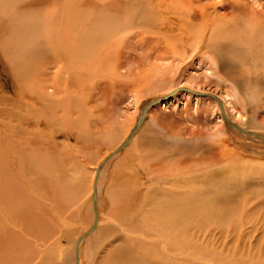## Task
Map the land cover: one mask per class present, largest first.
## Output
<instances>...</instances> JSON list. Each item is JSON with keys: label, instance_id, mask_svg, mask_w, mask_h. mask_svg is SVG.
<instances>
[{"label": "rangeland", "instance_id": "374dc122", "mask_svg": "<svg viewBox=\"0 0 264 264\" xmlns=\"http://www.w3.org/2000/svg\"><path fill=\"white\" fill-rule=\"evenodd\" d=\"M26 1L27 4L23 2L22 6L20 4L14 7L12 4L11 7H8L9 9L2 10L0 8V87H3L0 90L1 97H12L15 93L14 77L9 71L11 64L4 65V63L9 64L11 52L3 53L5 50L3 46L6 43L12 39L10 42L14 44L18 39L14 40L12 37L13 35L17 37L14 31L15 27L19 28V25L16 26L14 21L17 17L13 13L16 10L15 14L17 16L20 14L23 21L25 18L34 22L39 19L43 22L45 19L42 14L44 12L40 11L41 6H33V0ZM58 1L59 5L50 7V10L63 7L69 0ZM73 1L76 6L84 8L90 5L98 6L100 9L110 5L113 11H116V7L120 8L122 9V14L119 13L120 23L125 21L127 8L135 10L134 13L140 18L146 15L151 18V21L137 23L136 26L132 23L131 25L134 27L120 29L121 31L118 28L113 30L108 28L105 35L101 31L95 34L93 32L94 38L92 35L91 37L97 50H95L93 60L89 63L86 83L78 90L74 87L69 88L74 93L72 98L79 100L81 105L78 106L74 117L84 115L87 118L86 123L81 122L86 128L83 130L85 131L83 138L79 142L74 135L66 132L63 125L69 123L70 117L64 114L60 117L61 121H55L56 128L52 139H44L46 142H52L56 150L55 155L59 153L63 156L61 177L76 186L74 193L63 197L60 204L51 202L39 194L31 195L29 192L28 195L35 204L41 206L40 210H46V213L53 218L52 222L44 221L46 225H51L53 228L52 238L46 240L44 245L46 252L54 253V263L52 264H74L73 252L77 239L92 226L94 215L91 201L95 172L103 166L106 157L126 140L131 128H135L139 121H142V111L146 103L163 97L175 89L191 88L217 96L225 102L226 112L234 123L246 131L264 136V71L259 70L249 78L246 75V78L240 79L239 82L242 83L236 84L223 72V66L226 63L233 65V60L226 53L222 58L218 49L209 48L214 37L211 29L205 31L206 21L196 23L195 26H192V30L188 23V16L191 13L198 19H204L206 15L214 11L209 15L210 18H213L216 11L220 15L229 11L230 4L246 5L248 10L250 7L261 9V5L264 6V0ZM236 1L237 4H235ZM12 7H14L13 10ZM204 7L208 8L205 16ZM13 16L15 17L11 18ZM228 19L226 18L227 22L232 20V18ZM210 22L211 20L208 23L209 26H213ZM43 24L46 29L53 27L48 21H44ZM10 28L11 30H9ZM100 29L102 28L100 27ZM91 33L92 30L88 32V34ZM203 33L207 40L204 45L199 46V40L196 42V37ZM102 34L103 36H101ZM189 34L195 40L192 41L193 45L186 42ZM7 37H11V39ZM169 39L170 41H168ZM7 40L8 42H6ZM99 43H102L101 47ZM218 56L221 57L218 58ZM5 68L7 69L5 70ZM53 72H57V68L48 71V75L44 77H48L47 84H50L49 86H52ZM233 76L236 77L235 74ZM70 77L62 74L61 79L65 85L68 84L66 82L70 80ZM254 79H259L261 82L255 84L253 83ZM243 80L245 81L243 82ZM24 101L26 102L27 99ZM0 109L3 107L0 106ZM35 109L36 107L29 106L26 110L25 107L24 114L27 112L30 114ZM219 109V105L214 99L206 97L197 99L181 91L176 97L158 104L148 111L146 119L131 144L104 164L101 169L100 183L98 182L101 223L95 234L88 238L82 246L83 264L116 262L120 256L118 252L124 251L131 245L129 239H137V237L129 235L128 232H121L119 224L123 228L126 227L129 220H136L139 217L137 215L143 211V203L148 201L147 209H149L161 197V190L171 189L174 185L170 184L171 179L161 182L157 177V175L165 173L164 169L169 170L170 174H173L177 169L178 172L186 170V173L196 172L198 169L197 172L201 173V171L209 169L210 164L206 159L210 155L214 158L225 155L222 161L216 162L218 167L214 166L218 172H220L219 169L223 170L222 167L225 165H234L238 171H248L247 179L241 178L238 182L237 189L239 191L245 190L243 193L247 194L246 196L251 189L252 191H264V145L256 141L252 142V140L230 131L227 122L221 118ZM42 123L45 122L41 121L40 130L45 137L48 130L46 124L42 125ZM74 132L78 135V130ZM147 157L151 168L154 164L156 172L150 166H146L145 158ZM47 158L54 163L51 157ZM28 187L35 193V187ZM256 204L258 203L253 202L250 206V208L254 206L253 211L249 210V219L252 217L254 219L252 223L261 216V220H264V204H258L259 213L255 212ZM41 216L37 217V221L43 220ZM41 224L43 223H40V227L45 229L46 227ZM29 227L26 223L21 228L17 227L16 229L23 233L18 237L19 232L17 231L18 234H16V229H13L12 226L16 236L12 238L16 245L14 254H12L16 258L13 264H37L36 259L25 261V254L29 253L27 249L31 245L28 246L27 242L30 240L25 236L28 233L24 231H27ZM236 231L234 232L232 227L228 226V228H218L209 233L208 231L201 232L200 235L203 236L201 235L199 239V243L201 242L199 245L201 246L203 242L202 246L211 249L210 254L215 259L224 260L222 264H225L226 261L231 262V260L234 262L233 259L236 264H264V225L255 227L246 225L243 229L239 227ZM45 235L46 233L42 232L43 238ZM57 242L60 243V247L56 249ZM3 249L0 250V257L4 256ZM61 252H64V256H61V259L64 257L62 260L59 259ZM138 253L140 254V252ZM46 256V254L43 255V257ZM56 259L57 261H55ZM209 262L217 264L216 261Z\"/></svg>", "mask_w": 264, "mask_h": 264}, {"label": "bare ground", "instance_id": "6f19581e", "mask_svg": "<svg viewBox=\"0 0 264 264\" xmlns=\"http://www.w3.org/2000/svg\"><path fill=\"white\" fill-rule=\"evenodd\" d=\"M25 1L0 0V8L3 10L11 7L12 4H14V7L20 4L22 6L24 3L27 4V1ZM235 4H237V1ZM56 5H59L58 0H33V6H41L40 11L44 12L42 13L45 18L44 21H48L49 24L53 25V27L50 25L52 28L49 27V29H46L44 25L48 24H43L44 21L42 22L40 19L34 22L25 18L23 21L20 14L19 16L15 14V10L13 14L16 15L17 19L15 18L14 21L16 26L19 25V28L15 27L14 31L17 37L12 36V34L11 36L14 40L18 39L12 44L11 37H7L11 39V42L7 40L6 42L8 43L3 46L5 47L3 53L11 52L12 59L10 58L8 61L9 64L4 63V65L11 64L9 71L14 77L15 93L12 97L0 96V106L3 107V109H0V250L4 248V256L0 257V264H13L16 261L15 256L12 255L16 249L12 238L16 237L15 233L18 234L19 232L18 237L23 234L16 228L25 226V223L30 226V229L28 228L27 231H24L28 233V236H25L32 242H27L28 246H31L27 249L29 253L25 254V261L29 262L32 259H36L37 264L54 263V253H50L51 251L46 252L44 248L46 240L51 239L53 236V228L51 225H46L44 221L52 222L53 218L46 213V210H40L41 206L35 204L28 195L29 192L31 195L39 194L51 202L60 204V200L63 197L70 196L72 192L74 193L76 186L61 177L63 156L59 153L55 155L56 150L52 142H46L44 139H52V134L56 128L55 121H61L60 117L64 116V114L70 117L69 123L63 125L67 130L65 131L74 135L79 142L83 138L85 133L83 130L86 128L81 122L86 123L87 118L84 115L74 117L78 106L81 105L79 100L72 98L74 93L69 88L74 87L78 90L86 83V75L90 68L89 63L93 60L95 50H97L93 35L99 31L104 34L108 28L123 30L133 25L136 26L137 23H146L147 20L151 21V18L146 15L140 18L134 13L135 10H129L130 8L126 9L125 21L120 23L119 13L122 14V9L116 6V11H113L110 5L104 6L102 9L92 5H87L88 7L84 8L76 6L73 0H69L66 1V5H63V7L51 8L50 10V7H56ZM245 6L239 3L237 5H234V3L230 4L229 11H226L223 15L218 14V11H216L217 13H215L213 18H210L209 15L214 11L204 17L208 12L206 7H204V19H198L197 16L191 15L192 13L188 16L191 30L196 23H204V20L207 22L204 24L205 31L211 29L214 37L210 43L211 46H208L209 48H215V50L218 49L222 58L226 53L233 60L234 64L228 65L226 63L223 66L224 71H222L233 79L236 84L241 78H246V75L249 78L259 70L264 71V64H262L264 61V6L261 5V9L250 7L249 10ZM14 7H12V10ZM222 7L225 8L224 5ZM8 14L10 13L8 12ZM226 18H232V20L228 19L229 21L227 22ZM210 20V24L212 23L213 26H209ZM132 23L133 25H131ZM39 25L41 26L40 28L38 27ZM187 27L190 26L187 25ZM91 30L92 33L88 34ZM204 33L196 37V42L199 40V46L204 45L207 40ZM186 40L190 45H193L192 41H195L191 34ZM1 44L3 45L4 42ZM100 44L102 46V43H99V46ZM221 56H218V58ZM54 68H57V72H53V78H51L52 86H49L50 84H47L48 77H44L48 75V71ZM62 74L71 76L70 80L66 82L68 83L67 85L61 79ZM234 74L236 77L233 76ZM254 81L253 83L255 84L261 82L259 79H254ZM72 84L75 85L73 86ZM0 88L2 90L3 87ZM181 91L197 99L204 97L214 99L220 108L218 112L221 118L225 120L223 121L227 122V127L230 131L232 130L244 138L252 140V142L256 141L264 145V136L244 130L229 118L225 102L221 101L217 96L205 94L191 88H179L163 97L146 103L142 111V121H139L135 128H131L126 140L106 157L104 164L121 152H116L121 146L124 147L123 151L131 144L150 109L176 97ZM26 99L27 101L25 102L24 100ZM29 106L36 107V109L30 114L28 112L24 114L23 109L26 107L27 110ZM71 118L78 120L73 121ZM41 121L45 122L42 125L46 124L47 126L48 132H46L45 137H43L44 133L40 130ZM75 130H78V135L75 134ZM87 139L89 140V137ZM47 157H51L54 163ZM218 158L210 155L206 159L210 167L201 171V173L197 172L198 169H196V173L186 168L191 173H186V170L178 172L177 169L173 174H170L169 170L164 169L165 173L157 175L161 182H164L162 180L171 179L172 182L168 181L174 185H172L171 189L161 190V197L158 200L156 199L157 201L152 204L151 208L147 209L148 201L143 203V211H141L140 215H137L139 217L136 220H129L128 225L124 228L119 224L121 232H128L129 235H133L137 239H129L131 245L126 247L124 251L118 252L120 255L118 261H110L106 264H211L209 261H216L217 264H222L224 260L218 261L215 259L210 254L211 249L209 250L202 246L203 242L201 246L199 245L201 243H199L201 232L206 233L208 231L209 233L218 228H228V226H231L235 232L239 227L243 229L246 225L253 227L264 225V220H261L262 216L258 217L256 222L253 223V217L249 219V210L253 211L254 207L250 208L251 204L253 202L264 204V191H252L251 189L248 192V196L243 193L245 190L239 191L237 189L238 182L241 178L247 179L248 171H238L234 165H225L222 167L223 170L219 169L220 172H218L214 166L216 162L222 161L225 155ZM145 159L146 166L149 167L148 157ZM102 167H99L95 172L96 175L92 185L91 204L93 203L94 215L92 226L77 239V242L75 241L74 264H83L82 246L88 238L95 234L101 223L98 205V189L100 187L98 188V186ZM151 169L156 172L154 164ZM28 186L35 187V193ZM152 195L154 194L152 193ZM258 204H256L257 207L255 208L256 213L260 212ZM38 216L43 217L41 222L37 221ZM40 223H43L41 225L46 228H41ZM12 226L13 229H16L15 233H13ZM42 232L46 233L45 238L42 237ZM59 247L60 243L57 242L56 249ZM129 248L132 249L130 250ZM44 254L47 256L43 257ZM63 254L64 252L59 253L60 260L64 258L62 257L61 259V256H64ZM233 260L234 262L232 260L231 262L226 261L225 264H236L235 259Z\"/></svg>", "mask_w": 264, "mask_h": 264}, {"label": "water", "instance_id": "95a60500", "mask_svg": "<svg viewBox=\"0 0 264 264\" xmlns=\"http://www.w3.org/2000/svg\"><path fill=\"white\" fill-rule=\"evenodd\" d=\"M123 148H124V147L121 146L116 152H120V151H122Z\"/></svg>", "mask_w": 264, "mask_h": 264}]
</instances>
